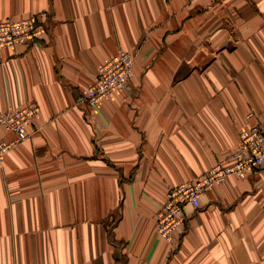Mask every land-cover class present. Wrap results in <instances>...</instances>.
<instances>
[{
    "label": "crops",
    "instance_id": "0c3cea01",
    "mask_svg": "<svg viewBox=\"0 0 264 264\" xmlns=\"http://www.w3.org/2000/svg\"><path fill=\"white\" fill-rule=\"evenodd\" d=\"M34 14L43 38L0 51V114L39 108L0 170V264H264V168L187 205L177 247L154 232L165 191L227 165L248 113L264 130V0H0V21ZM119 51L134 77L87 110Z\"/></svg>",
    "mask_w": 264,
    "mask_h": 264
},
{
    "label": "built area",
    "instance_id": "2783aa9c",
    "mask_svg": "<svg viewBox=\"0 0 264 264\" xmlns=\"http://www.w3.org/2000/svg\"><path fill=\"white\" fill-rule=\"evenodd\" d=\"M197 1L189 0V3ZM42 18V14H34L20 19L0 21V51L16 45L33 44L42 39L45 33ZM133 77V56L126 51H119L99 66L95 79L85 88L77 103L93 111L109 95L123 92ZM38 116L39 108L35 103H28L0 114V127L14 135L13 140H0V170L9 150L29 138V128ZM246 118L253 119V124L241 131L240 142L232 153L230 164H218L202 179L194 183H181L167 191L166 200L157 213L160 222L158 232L162 238L167 241L172 239V235L183 223L185 205L190 204L194 209H198L202 193L212 190L230 177L242 179L264 168L263 123L255 113H248ZM174 244L177 246L175 241Z\"/></svg>",
    "mask_w": 264,
    "mask_h": 264
},
{
    "label": "rangeland",
    "instance_id": "374dc122",
    "mask_svg": "<svg viewBox=\"0 0 264 264\" xmlns=\"http://www.w3.org/2000/svg\"><path fill=\"white\" fill-rule=\"evenodd\" d=\"M198 1H200V0H198ZM197 1V2H198ZM44 26V25H43ZM127 53H129L131 56H133V60L135 61V58H136V54L134 53V52H130V51H126ZM109 59V58H108ZM106 61V60H105ZM250 120V119H249ZM239 142H240V139H239ZM238 145H239V143L236 145V147L231 151V153H230V161H229V163L228 164H230L231 163V160H232V153H233V151L238 147ZM10 151V150H9ZM227 164V165H228ZM218 164H215V165H213L210 169H208L207 171H205L198 179H192V180H190V181H183V182H179V183H177V184H175V185H173V186H171V187H169L166 191H165V194H164V196H163V200H162V202L160 203V207H159V209L157 210V212L155 213V223H154V232L156 233V235L157 236H159L167 245H170L171 247L172 246H174V247H177L178 246V244H177V246H175V244H174V241L176 242V243H178V240H177V238H178V233H179V231L181 230V227L183 226V223H184V220H183V223H182V225H181V227H179V229L172 235V239L171 240H169V241H167V240H165L164 238H162V236L159 234V232H158V227L160 226V222H158V219H157V213H158V211L160 210V208L162 207V205L164 204V202H165V200H166V193H167V191L169 190V189H171L172 187H175V186H177V185H179V184H181V183H194V182H196V181H198V180H200V179H202L204 176H207V174H208V172L213 168V167H215V166H217ZM219 165H222V164H219ZM228 180V179H227ZM226 180V181H227ZM224 183V182H223ZM221 184V183H220ZM207 192V191H206ZM205 193V192H204ZM203 194V193H202ZM201 194V195H202ZM201 197V196H200ZM187 205H190V204H187ZM187 205H185V207L187 206ZM185 209V208H184ZM184 219H185V215H184ZM174 238V239H173ZM173 240V241H172Z\"/></svg>",
    "mask_w": 264,
    "mask_h": 264
}]
</instances>
